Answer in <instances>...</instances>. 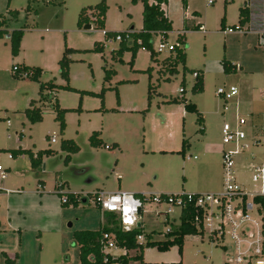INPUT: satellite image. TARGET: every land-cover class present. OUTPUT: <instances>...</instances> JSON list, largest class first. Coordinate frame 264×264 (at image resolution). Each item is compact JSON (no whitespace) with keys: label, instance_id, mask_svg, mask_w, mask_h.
<instances>
[{"label":"rangeland","instance_id":"rangeland-1","mask_svg":"<svg viewBox=\"0 0 264 264\" xmlns=\"http://www.w3.org/2000/svg\"><path fill=\"white\" fill-rule=\"evenodd\" d=\"M100 1L0 0L4 27L9 31L25 27L21 54L16 58L12 57L9 38L0 39V165L7 175L3 182L0 179V186L17 190H0V264H7L2 251L15 260L14 264H76L80 249L73 233L97 230L108 222L107 217L102 220L95 202L94 193L99 190L144 194L143 234L152 233L155 240L164 239L165 233L179 224L180 208L173 206L168 211L167 204H158L151 196L221 192L224 189L222 151L231 147L222 141V126L224 123L233 126L238 118L247 121L241 130L246 134L244 143L248 146L236 156V183L247 191L264 193V180L253 182L249 168L252 163L264 165V130L261 131V127L264 129V45L255 30L238 32L240 27L251 24L250 20L244 24L239 21L242 0H212V4H208L209 0H187V7L182 0H168L164 7L173 30L158 57L168 56V45L185 29L186 61L178 66L176 74L164 71L160 74V65L151 60L150 51L144 48L132 63L129 51L121 61L115 55L119 41L106 39L103 29L95 24L91 30L84 28L86 24L79 28L80 13L85 10L89 14L91 7ZM106 4L104 30L142 27V3L106 0ZM10 10H17V15L13 16ZM224 18L226 26L222 28ZM199 23L205 26V32L194 28ZM225 27L236 31L224 32ZM95 42H103V52L91 50ZM160 42V36H156L153 49L157 50ZM66 46L82 50L68 55L72 59L69 83L61 78L58 64ZM223 61L229 65L227 71ZM17 62L39 66L43 73L38 80L15 76L12 67ZM149 67L154 70L151 80L145 71ZM105 68L116 71L111 84L117 89H108L102 102ZM195 70L203 74L201 93L193 92ZM46 82L77 90L60 87L55 90L54 98L38 101L40 85ZM150 83L154 89L149 105ZM221 86H235L238 94L225 103L216 94ZM183 87L185 91L181 93ZM116 91L123 106L137 105L139 110L121 109ZM182 96L197 105L204 127L198 122L197 113L182 115L183 103L168 102ZM31 100H37L42 110L40 122L31 123L25 117L24 111ZM54 101L61 108L70 109L65 114L63 131L55 119ZM95 131L102 140L98 146L90 141ZM53 135L56 143L50 141ZM66 139L79 146L78 152L62 149ZM184 139L189 146L185 153H180ZM114 142L119 144L118 148H106ZM24 148L49 149L51 153L35 169L29 155H15V150ZM67 155H70L68 159ZM43 185L46 190L40 194ZM60 192L89 196L88 202L62 206ZM15 217L21 232L9 227V219ZM249 226L253 229L252 223ZM121 253H124L122 249L111 251L114 256ZM235 253L229 237L212 240L206 231L186 236L181 255L177 246L168 251H160L156 246L145 249L143 258L153 264L179 260L183 264H245L234 261ZM128 264L139 261L130 259Z\"/></svg>","mask_w":264,"mask_h":264},{"label":"trees","instance_id":"trees-1","mask_svg":"<svg viewBox=\"0 0 264 264\" xmlns=\"http://www.w3.org/2000/svg\"><path fill=\"white\" fill-rule=\"evenodd\" d=\"M133 4L141 2L143 5L142 10V28L140 30H136L134 27L130 28L126 31H110L104 30L106 13L108 10V6L106 4V0H101L97 5L91 7L90 13L87 14L85 10H83L78 18L77 25L78 27H82L85 24L92 23L97 27L102 28L104 31V35L106 39H115L117 34L125 35L127 32L130 33L131 39L127 41L125 39L119 41V48L115 50V55L119 57V60H122V56L126 51L131 52L132 59L130 63L134 61L136 54L141 48L147 49L150 51L151 60L158 63L160 65V71H164L165 74H176L178 73V66L180 64H184L186 61V54L184 51V47H176L171 50L168 56L163 59H159V52L153 49L154 39L156 36H160L162 42H166L169 38V32L173 30L172 21L166 16L164 9L162 8L163 4H167L168 0H131ZM183 5L187 7V0H182ZM27 10H30V6L27 7ZM13 16L17 15V10H10ZM2 14L0 18H2ZM239 21L241 24H244L249 21V11L246 6L240 8L239 12ZM5 20L2 18L0 21V39L4 37H8L10 41L11 54L13 57L19 55L21 41L25 33V27H20L18 29H13L9 31L4 27ZM221 26L224 27V20H221ZM185 35L178 37L177 39L181 40L183 43ZM95 52H103L104 44L103 42H95L94 47L91 49ZM82 51L81 49H75L71 47H65L63 55L61 59L58 61L59 64V72L60 76L67 83L70 82V63L72 59L68 57L69 54ZM115 56V58H116ZM224 71L229 69V65L226 61H223ZM232 67V65H230ZM13 74L15 76L21 75L23 77H27L31 80H38L39 76L43 73V69L39 66H28L25 64H14L12 67ZM186 68L184 67V71ZM149 74V79L152 78L153 67H149L145 70ZM197 72V76L195 77V83L193 85V92L201 93L204 90V82H203V74L200 70L193 71ZM116 71L110 68H105V76L103 83L106 85L103 86L100 95L103 96L104 93L108 89H117L116 86L111 85V81L115 76ZM184 83V80H183ZM68 88L72 90H77L69 85H56L53 82L41 83L39 89V100L43 101L46 98H54L55 90L57 88ZM154 89L152 83H150L148 88V104L150 105V101L152 98L151 91ZM47 93H44V92ZM185 88L183 87V92ZM87 92V91H83ZM182 92V93H183ZM116 95L119 101V94L116 91ZM37 100H31L30 106L25 109L24 114L25 117L31 122L36 123L43 120L42 110L39 106H37ZM56 103H52V108L56 113L55 119L60 124V129L63 131L66 127L65 122V114L68 110L66 108H61L57 101ZM168 102H180L183 103L184 108L187 112L197 113L199 116L198 122L202 125L203 118L200 116V112L198 111L197 105L194 102L187 101L184 96L181 99L175 98L170 99ZM99 132L95 131L91 137L90 141L92 145L98 146L101 145L102 140L97 136ZM189 146V142H186V139L182 142V148L180 153H185L186 149ZM114 147V146H113ZM111 149L112 147L109 146ZM62 149L64 151H68L71 153H76L79 150V146L70 139L63 140ZM26 154L29 155L31 164L33 168H38L42 162L44 156H48L51 153V150H39L37 153H33L29 149H17L15 150L16 154ZM12 155V154H11ZM13 156V155H12ZM70 155H67V159ZM137 194V193H136ZM137 195H142L138 193ZM59 196L61 198L62 206H70V205H79L82 202H88V197L82 194L76 193H64L60 192ZM65 196L66 200L63 201L62 197ZM258 200L264 203V198L259 197ZM97 205V203H96ZM98 206V205H97ZM99 207V206H98ZM108 222L106 225L101 226L97 230H77L73 233V240L76 245L80 249L79 260L76 264H105L107 262H121L122 264H128L130 259H134L135 261H139V264H153L149 262H145L143 260V253L146 248L156 247L160 251H168L171 247L177 246L178 253L181 255L183 251L184 239L188 235H198L203 234L200 230H198L193 222L194 214H193V206L189 205L180 210L179 215V224L177 227L167 231L165 233V238L162 240H155L153 238L152 233L143 234L142 226L140 228H135L130 231H124L121 229L118 220L114 214H107ZM105 231H112L115 234L117 245L120 248L126 249L127 253L113 256L109 254H104L102 251L100 239ZM144 235V242H139L137 240L138 235ZM133 250L134 254L129 256L128 251ZM3 255L6 258L7 264H14V259L10 257L6 252L2 251ZM161 264H183L182 260L171 263H161Z\"/></svg>","mask_w":264,"mask_h":264},{"label":"built area","instance_id":"built-area-1","mask_svg":"<svg viewBox=\"0 0 264 264\" xmlns=\"http://www.w3.org/2000/svg\"><path fill=\"white\" fill-rule=\"evenodd\" d=\"M212 3V0L208 1V4ZM250 18L251 24L244 28L240 27L238 32L244 33L249 29L255 30L261 36L262 44L264 45V2L259 9L252 11ZM198 29L203 32L206 30L204 25H199ZM235 31L232 27H225L224 29V32L228 33ZM185 33V29L179 31L178 37L185 35ZM115 39L117 41L123 39L130 41L131 36L127 32L125 35L117 34ZM166 46L161 41L155 51L160 53ZM182 46L183 42L177 39L174 43L168 45V50L171 51L176 47ZM235 66L236 68L239 67V65ZM193 74L194 77L197 76V72ZM180 92H183V88H181ZM216 94L221 96L227 103L230 98L238 94V90L235 86H221L217 89ZM246 123V119L238 118L233 126L228 123H224L222 126V141L224 144L231 145V147L222 151V184L224 189L221 192L158 193L153 194L151 200L158 204H167L169 206L168 211L173 206L179 207L180 210L189 205L193 206V222L198 230L203 233L207 231L209 238L212 240L229 237L233 241L236 251L233 256L235 262L264 264L263 204L258 200L259 197L264 198L263 190L261 192H250L236 183V156L248 146L244 143L246 134L241 130V127ZM50 141L51 143L56 142L54 135ZM106 148H109V146H106ZM8 157L13 158L11 154H8ZM249 168L252 172L253 182L264 180V165L252 163ZM6 177V172L0 165V179L2 182ZM117 177L120 178V176ZM6 190L8 192L17 191ZM94 195L95 202L102 212V220L107 217V214H114L122 230L130 231L137 228V222L142 219L144 194L137 195L124 190H99ZM62 200L65 201L66 197L63 196ZM139 210H141V214ZM249 223L253 224V229L249 226ZM137 240L144 242V235H138ZM100 243L104 254L112 255L111 250L118 247L115 234L112 231L103 232ZM223 247L225 248V245ZM118 263L107 262L105 264Z\"/></svg>","mask_w":264,"mask_h":264},{"label":"crops","instance_id":"crops-1","mask_svg":"<svg viewBox=\"0 0 264 264\" xmlns=\"http://www.w3.org/2000/svg\"><path fill=\"white\" fill-rule=\"evenodd\" d=\"M226 1H228V0H226ZM232 1V0H231ZM263 2H264V0H242V2H241V5H240V7H239V9L241 8V7H243V6H246L247 8H248V11H249V17L251 16V13H252V11H256V9H259V7L260 6H262V4H263ZM139 3H141V2H139ZM139 3H136V5H138ZM164 5L165 4H163L162 5V8L164 9V11H165V13H166V16L169 18V16L167 15V12H166V10H165V7H164ZM239 18V17H238ZM224 20V25L226 26V24H225V18L223 19ZM249 20H251V18L249 19ZM90 24H92V23H90ZM143 25V24H142ZM195 25V24H194ZM199 25H203V24H201V23H199V24H196L195 26H194V28H198V26ZM249 26V25H248ZM104 27H105V24H104ZM134 26L132 25L131 26V28H133ZM135 28V27H134ZM142 28V27H141ZM140 28V29H141ZM188 28H190V25H188ZM187 28V29H188ZM92 29V28H91ZM90 29V30H91ZM139 29V30H140ZM106 30H108V29H106ZM103 34H104V32H103ZM75 49H78V48H75ZM20 50H21V46H20ZM19 54H21V52H19ZM19 56V55H18ZM13 57V56H12ZM17 57V56H16ZM16 57H13V58H16ZM14 64H25V65H28V66H31V65H29V64H26L25 62H17V63H14ZM43 69V68H42ZM154 71V70H153ZM153 71H152V73H153ZM152 73H151V75H152ZM159 73H160V69H159ZM161 74V73H160ZM70 79H71V77H70ZM112 85V84H111ZM113 86V85H112ZM118 94H119V91H118ZM118 103H119V107L121 108V109H123L124 108V110H127V111H138L139 110V108L140 107H137V105H132V106H130V105H126V106H123L122 105V100H121V97H120V94H119V101H118ZM66 109H68V108H66ZM187 111L185 110V108L182 110V115H185V113H186ZM189 113V112H188ZM202 118H203V116H202ZM202 126L204 127L205 126V121H204V118H203V120H202ZM204 130V129H203ZM262 130H264V129H262V127H261V131ZM56 143V142H55ZM113 146L114 147H116V148H118L119 147V144L117 143V142H114V144H113ZM113 146H110V147H113ZM24 149H26V148H24ZM108 149H110V148H108ZM29 150H31L33 153H37L39 150H32V149H29ZM45 158V157H44ZM43 158V159H44ZM36 169V168H35ZM38 174V173H37ZM117 176H120V178H118L119 180L120 179H122V176L120 175V174H116ZM2 188H4V189H8V188H5L4 186H2ZM2 188H1V186H0V190H2ZM43 189L40 191V189H38L39 191H40V194H43L44 193V191L46 190L45 189V185H43V187H42ZM11 190H14V189H11ZM138 194V193H137ZM141 194V193H140ZM49 199H53L52 197L53 196H47ZM180 215V214H179ZM14 216H15V214H14ZM264 218V217H263ZM19 219V218H18ZM178 219H179V217H178ZM9 227L12 229V230H14V231H19V232H21L20 230H22L21 229V227L19 226V223H18V220H17V218L15 217V219H9ZM115 249H118V250H123V252L124 253H121V254H119V255H122V254H125V253H127V251H126V249H124V248H120V247H117V248H115ZM147 249V248H146ZM112 251V250H111ZM145 251V250H144ZM4 252H6V251H4ZM134 254V251L133 250H130V251H128V255L129 256H131V255H133ZM144 254V253H143ZM118 255V256H119ZM114 256V255H113ZM143 260H144V258H143ZM145 261V260H144ZM146 262V261H145ZM174 262H177V261H174ZM163 263H166V262H163Z\"/></svg>","mask_w":264,"mask_h":264},{"label":"water","instance_id":"water-1","mask_svg":"<svg viewBox=\"0 0 264 264\" xmlns=\"http://www.w3.org/2000/svg\"><path fill=\"white\" fill-rule=\"evenodd\" d=\"M86 30H90L92 28V24L88 23L84 27ZM139 213L141 214V210H139ZM142 226V222L138 221L137 222V228H140Z\"/></svg>","mask_w":264,"mask_h":264}]
</instances>
